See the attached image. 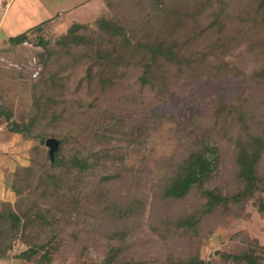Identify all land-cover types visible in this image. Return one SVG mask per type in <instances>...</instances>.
Wrapping results in <instances>:
<instances>
[{"label":"trees","instance_id":"obj_1","mask_svg":"<svg viewBox=\"0 0 264 264\" xmlns=\"http://www.w3.org/2000/svg\"><path fill=\"white\" fill-rule=\"evenodd\" d=\"M104 3L109 13L94 27L71 22L51 45L43 34L49 21L8 40L42 49L39 82L48 92L46 108L36 109L26 122L15 121L10 113L5 121L9 132L24 138L44 121L45 128L34 137L46 149V164L39 165L41 172L33 196L39 203L29 208L20 209L27 197L22 188L29 184L37 164L34 147L28 149V163L13 171L9 187L16 200L0 209V241L7 232L20 234L23 240L32 238V228L47 227V240L38 244L32 241L18 257L26 261L39 258V264H51L55 244L62 240L61 222L67 223L74 214L80 217L86 210L84 204L98 196V213H112L109 240L118 239L120 245L109 243L103 260L95 264H141L129 252L145 244V240L132 237L143 230L141 217L148 204L154 209L147 211L145 226L156 239L163 245L183 240L188 246L169 252L165 264H213L202 261L199 251L204 239L223 224L222 209L240 217L243 204L259 194L257 212L264 216V0ZM77 71L81 74L75 89L68 93V83ZM222 77L240 79L243 94L227 103L213 99L206 115L192 120L191 141L170 152L168 168L154 177L150 194L138 198L131 192L127 197L109 191L99 193L100 186L120 185L128 171L121 167L99 178L98 186L90 188L89 197L75 201L64 197L97 158L64 151L76 136L73 132L77 124L71 118L74 106L86 110L107 102V109L100 108L103 118L117 110L121 100L134 102L142 95L164 100L176 87ZM85 100L90 103L82 106ZM48 139L59 142L53 160L46 146ZM144 164L146 177L153 170ZM135 179L140 181L141 177ZM60 195L64 201L58 199ZM47 197L53 202L59 200L57 211L41 209L40 202ZM5 225L7 231L1 229ZM1 245L0 257H4L10 245ZM215 264H264V244L244 238L234 251H217Z\"/></svg>","mask_w":264,"mask_h":264},{"label":"rangeland","instance_id":"obj_2","mask_svg":"<svg viewBox=\"0 0 264 264\" xmlns=\"http://www.w3.org/2000/svg\"><path fill=\"white\" fill-rule=\"evenodd\" d=\"M79 1L81 0H26V2L16 0L13 7L15 10L16 7H24L22 9L27 7L28 12L34 15L38 7L45 9L55 4L60 6L61 3L69 7L70 4ZM89 5L87 8L75 11L74 14H69L64 24L68 20L75 19L94 27L109 13L104 0L91 2ZM39 23L38 21L36 24ZM27 24L35 23L28 21ZM66 28L58 29L48 26L43 34L49 39L51 45L65 32ZM20 32L25 31L20 26L12 27L9 22L3 25L0 32V113H2L0 119L5 129H7L5 121L7 113H10L15 121L21 123L29 121L35 115L36 109L46 108L45 100L48 96V92L39 82L42 49L31 43L16 45L8 41ZM7 34L11 36L8 39ZM80 74L81 71H77L70 79L68 93L75 89L76 80ZM243 92L244 87L240 79L222 77L216 81H197L185 88L176 87L164 100H156L145 95L136 98L134 102L121 100L117 104L119 106L117 110L107 112L103 118L100 117V108L107 109V102L101 103L99 108L89 106L86 110H82L80 106H74L75 111L71 110V118L77 124L75 126L77 130L73 132L76 136L64 146V151L65 153L77 151L90 159L97 158L92 161L91 170L76 178L64 197L72 201L83 199L86 195L89 197L90 188L95 184L98 186L99 178H105L121 167H126L128 171L120 185L110 183L100 186L99 193L109 191L117 197H127L131 192L138 198L140 195L150 194V183L154 177L160 176L168 168L167 159L170 160L172 157L170 152L183 144L187 146L191 141L192 120L195 117L205 116L213 99L218 98L227 103L242 95ZM89 103L85 100L82 106ZM108 109L111 111L113 107L110 106ZM42 124L44 121L31 134H28V138H24L22 134L12 133L16 135V138H12L10 144L8 141L0 142L2 198L15 196L9 187L11 175L16 166L28 163V149L34 147L33 156L37 164L32 172V179L28 180L29 184L22 188L23 192L27 193V197L20 209L29 208L38 202V199L33 196L36 194V180L41 172L39 165L46 164V149L40 147L34 134L45 128ZM145 162L148 166L146 169L153 170L148 174L149 178L148 175L146 177L144 175ZM137 175L141 177L140 181L135 179ZM258 197H260L259 194L243 204L240 217L225 209L221 210L223 224L219 225L214 233L204 239L201 244L199 255L202 261H213L215 264L217 251H234L244 238L257 239L264 244V216L257 212ZM58 199L64 201L61 195ZM44 200L46 201L40 202L41 209L49 208L54 212L60 208L59 200L53 202L50 197ZM150 200L149 198L148 201ZM91 202L84 204L86 210L81 212L80 217L77 218L74 214L67 223L61 222L59 236L62 240L59 244H55L51 264H95L103 260L109 243L116 247L120 245L118 239L109 240L112 237L109 222L112 213L107 216H101L98 213L97 208L100 207L101 202L98 196L91 198ZM153 209L149 204L145 206V214L141 217L143 230L132 237L133 240H145V244L134 247L129 252V255L141 264H165L167 261L165 258L169 252L188 248L183 244V240L176 244L163 245L156 239L155 234L145 226L146 216ZM1 229L7 231V225ZM12 233L7 232L0 241L3 246L10 245L4 257H0V264H8V261L9 264H39V258L26 261L18 256L32 241L36 244L46 241L48 228L36 226L31 229L32 238L23 240L20 234L14 236Z\"/></svg>","mask_w":264,"mask_h":264},{"label":"crops","instance_id":"obj_3","mask_svg":"<svg viewBox=\"0 0 264 264\" xmlns=\"http://www.w3.org/2000/svg\"><path fill=\"white\" fill-rule=\"evenodd\" d=\"M15 1L16 0L0 1V32L3 25L6 24L7 22H9V24L12 25V27L20 26L24 31H27L28 29L47 21H50L49 26L53 28L65 29L71 22H79L78 20L73 19V20H68V22L64 24V20L66 17H68L69 14H74L76 13L75 11L77 10H82L83 8H87V6H90L89 4H91V2L94 3L95 1H101V0H81L74 4H70L69 7L63 6L64 3H61L60 6L55 4L52 5L50 8L46 7L45 9L43 7L40 8L38 7L34 15L28 12L27 7H25V9H22L24 7H20V8L16 7L15 10V7H13ZM24 2H26V0H24ZM93 5L94 4H92V6ZM28 21H32V23L35 24L34 25L29 24L30 25L29 26L27 24ZM38 21L40 23L36 24ZM10 37L11 36L7 34L6 38L8 39ZM12 138H16V135L7 131V129L4 128V124L1 122L0 119V142L8 141L10 144ZM0 150H1V146H0ZM15 200H16V196L14 197L6 196V198L4 196L2 198V194L0 193V209L2 208L3 204L5 203L13 204Z\"/></svg>","mask_w":264,"mask_h":264},{"label":"water","instance_id":"obj_4","mask_svg":"<svg viewBox=\"0 0 264 264\" xmlns=\"http://www.w3.org/2000/svg\"><path fill=\"white\" fill-rule=\"evenodd\" d=\"M46 146L49 149L48 153H49L50 159L53 160L54 153L57 151V149L59 147V142L55 139H48L46 141Z\"/></svg>","mask_w":264,"mask_h":264}]
</instances>
